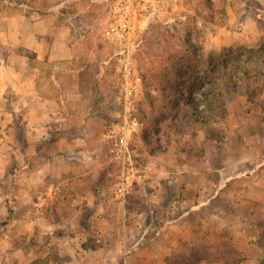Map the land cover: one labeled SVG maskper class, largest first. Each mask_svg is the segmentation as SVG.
<instances>
[{
  "label": "rangeland",
  "instance_id": "obj_1",
  "mask_svg": "<svg viewBox=\"0 0 264 264\" xmlns=\"http://www.w3.org/2000/svg\"><path fill=\"white\" fill-rule=\"evenodd\" d=\"M122 1L0 0V264H140L132 251L161 264H220L225 252L264 264V84L253 94L240 80L226 116L198 127L159 80L186 41L202 72L234 45L263 42L264 60V6L143 1L128 104L138 125L124 147L122 38L110 27ZM70 221L84 226L71 232L79 243L109 249H73Z\"/></svg>",
  "mask_w": 264,
  "mask_h": 264
},
{
  "label": "trees",
  "instance_id": "obj_2",
  "mask_svg": "<svg viewBox=\"0 0 264 264\" xmlns=\"http://www.w3.org/2000/svg\"><path fill=\"white\" fill-rule=\"evenodd\" d=\"M262 46L263 42L251 48L242 45L224 48L202 72L199 69V55L195 47L186 41V48L178 55V59L176 57L174 60L173 75L170 77L167 72L160 73L159 80L162 81L164 90L177 95L172 102L176 109L180 108L181 102L189 109L190 112L182 113V117L191 118L198 127H202L226 116L224 94L236 92L240 80L247 82V85L253 89V94L261 89L264 84V72L261 68L264 60H258L259 56L263 55L260 53ZM241 50L248 52L249 59L248 57L245 60L241 59ZM231 51L232 53L236 51L238 55L231 57V54H228ZM35 57L36 55L33 54V58ZM195 99H198L201 104L194 102ZM225 254L220 264H236L231 252H225Z\"/></svg>",
  "mask_w": 264,
  "mask_h": 264
},
{
  "label": "built area",
  "instance_id": "obj_3",
  "mask_svg": "<svg viewBox=\"0 0 264 264\" xmlns=\"http://www.w3.org/2000/svg\"><path fill=\"white\" fill-rule=\"evenodd\" d=\"M144 0H124L117 5L118 14H114V25L111 29L122 38V58L120 64L121 76V95L124 105L123 122L120 124V132L123 135L122 145L126 146V133L132 132L136 129L138 122L131 118L128 104L132 101L133 97L137 96L135 86L132 80V71L134 68L132 52H133V34L135 29L140 26L142 17L146 15L147 8L145 7ZM115 7V11L117 10ZM117 192L120 196L126 193V187L122 184L117 187Z\"/></svg>",
  "mask_w": 264,
  "mask_h": 264
},
{
  "label": "crops",
  "instance_id": "obj_4",
  "mask_svg": "<svg viewBox=\"0 0 264 264\" xmlns=\"http://www.w3.org/2000/svg\"><path fill=\"white\" fill-rule=\"evenodd\" d=\"M259 2H260V4L261 5H263L264 6V0H258ZM47 12H46V14H45V17H44V20H45V22L46 23H48L49 22V19L53 16L51 13H49V9L48 10H46ZM247 21V20H246ZM35 33H36V35H40V36H43V35H46V34H49V33H41V32H38V31H36L35 30ZM68 33H69V31H68ZM38 37V36H37ZM37 39V38H36ZM38 40V39H37ZM36 40V44H34V47H35V51H37V49H36V47H37V44H38V41ZM80 210L79 211H84V209H82L81 207L79 208ZM104 224H105V222L102 220V219H100V225H102L103 227H104ZM69 230H70V234H69V239H71V240H69L71 243H72V248L73 249H79L81 252H82V255H84V254H86V255H88V253L89 252H92L93 253V251H99V253H100V251H107L109 248H108V245H104V244H106V243H104L103 244V247L102 246H99L100 247V249L99 250H90V248H86V246L85 245H83L84 244V238L83 239H81V241H80V243L78 242V239L76 238V237H74V236H71L72 234H71V232H74V230H75V228L73 227V226H79L80 227V229H82V228H84V226H82V223L79 221V222H77V223H75V222H71L70 221V223H69ZM105 228V227H104ZM104 232H106V230L104 231ZM112 237V233L110 234V239L108 240V242L107 243H111V242H113L114 241V239H112L111 238ZM115 242V241H114ZM81 243H83V244H81ZM75 246V247H74ZM75 252L77 251V250H74ZM131 252V251H130ZM129 252V253H130ZM160 252H162V250L160 251ZM128 253V252H127ZM158 253V252H157ZM160 255V253L157 255L156 253L153 255V256H145V257H143V255L142 256H136L135 254H134V252L132 251V253L131 254H129V258L131 259V261L132 260H137V262H139L140 264H156L157 262H158V260H159V258H158V256ZM72 258H70V260L69 261H74L75 260V256L72 254V256H71ZM114 259V258H113ZM129 259V260H130ZM72 261V262H73ZM96 264V263H95ZM157 264H161V262H158Z\"/></svg>",
  "mask_w": 264,
  "mask_h": 264
}]
</instances>
